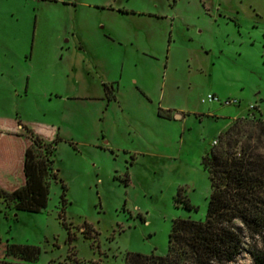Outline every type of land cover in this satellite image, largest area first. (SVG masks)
Here are the masks:
<instances>
[{
	"label": "rangeland",
	"instance_id": "obj_1",
	"mask_svg": "<svg viewBox=\"0 0 264 264\" xmlns=\"http://www.w3.org/2000/svg\"><path fill=\"white\" fill-rule=\"evenodd\" d=\"M239 118L264 120V0H0V126L60 137L46 207L0 204V239L37 264L165 255L173 219H204L201 156Z\"/></svg>",
	"mask_w": 264,
	"mask_h": 264
},
{
	"label": "trees",
	"instance_id": "obj_2",
	"mask_svg": "<svg viewBox=\"0 0 264 264\" xmlns=\"http://www.w3.org/2000/svg\"><path fill=\"white\" fill-rule=\"evenodd\" d=\"M47 127L33 129L21 120L1 126L0 204L5 208L38 212L46 207L50 179L58 177L52 156L60 140L58 134H45ZM218 138L219 144L201 156L210 183L204 219H173L165 255L127 252L124 264H236L242 252L250 255L249 264H264V120L236 119ZM61 185L64 206L67 187ZM174 199L197 208L181 199L180 190ZM81 227L86 233L88 224ZM39 254L38 246L0 239V264H37ZM67 259L65 264H99Z\"/></svg>",
	"mask_w": 264,
	"mask_h": 264
},
{
	"label": "built area",
	"instance_id": "obj_3",
	"mask_svg": "<svg viewBox=\"0 0 264 264\" xmlns=\"http://www.w3.org/2000/svg\"><path fill=\"white\" fill-rule=\"evenodd\" d=\"M212 98H214L213 95H210V94H209V95H208V99H212ZM216 142H217L216 140H213V143H214V144H215Z\"/></svg>",
	"mask_w": 264,
	"mask_h": 264
},
{
	"label": "crops",
	"instance_id": "obj_4",
	"mask_svg": "<svg viewBox=\"0 0 264 264\" xmlns=\"http://www.w3.org/2000/svg\"><path fill=\"white\" fill-rule=\"evenodd\" d=\"M5 63H6V61H5ZM228 124H229V123H228ZM228 124H227V125H228ZM0 129H1V130H4V129L1 128V126H0Z\"/></svg>",
	"mask_w": 264,
	"mask_h": 264
}]
</instances>
